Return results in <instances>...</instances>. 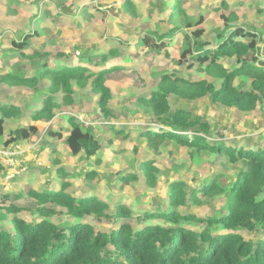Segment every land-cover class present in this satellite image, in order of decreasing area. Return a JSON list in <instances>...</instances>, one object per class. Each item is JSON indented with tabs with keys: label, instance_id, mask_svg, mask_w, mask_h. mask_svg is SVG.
<instances>
[{
	"label": "trees",
	"instance_id": "obj_1",
	"mask_svg": "<svg viewBox=\"0 0 264 264\" xmlns=\"http://www.w3.org/2000/svg\"><path fill=\"white\" fill-rule=\"evenodd\" d=\"M124 1L126 10L135 13L136 2ZM165 2L171 13L161 22L167 30L160 32L156 23L149 34L138 39L141 49L147 51L148 56L163 52L170 55L167 41H173L181 61L195 60L222 81L217 87L208 79L190 81L163 73L157 90L148 97H139L140 105L150 108L154 115L152 126L140 136L146 139L155 155L160 154L162 145L172 142L191 149L193 161H199V155H215L223 167L235 168L236 180L223 184L219 173L208 182L199 183L200 186H190L185 179H176L169 184L166 204L159 210H145L136 224L130 220L134 218L132 209L119 200L114 216L119 222L108 232L94 223L110 220V204L95 194L70 192L71 183L66 180L53 190L38 191L30 187L26 193L0 192V264H264V148L254 150L212 140L209 138L212 126L207 120L188 109L172 111L169 101L172 95L182 100L211 95L214 102L224 106L254 111L259 103H264V46H259L260 34L254 32L253 24V29H248L235 23L236 16L228 12L230 14H221L226 21L224 29L213 39L204 38L205 29L199 26L203 24V17L195 18L183 10L179 6L182 0H157L160 6ZM57 4L66 12L73 9L66 6L65 0H58ZM221 4L228 7L225 1ZM37 18L33 16L31 24ZM39 35L42 34L34 30L25 34L23 41L13 42L15 51L23 59L26 50H32V54L24 62V71L5 74L1 79L11 85L37 89L41 82H50L51 94L32 111V122L10 132L5 145L31 141L39 134L37 122L54 120L58 109L54 94L63 93L64 105H72L73 80L85 86L86 81L92 79L94 91L101 93L98 100L101 112L109 116L107 106L111 93L105 83L113 74H124V66L119 64L122 62L118 66L109 65L110 59L121 54L117 45H123V40L113 42L109 50L99 54L88 51L77 60L48 64L41 60L32 62L41 51L31 46V40L34 42V37ZM58 53L57 56L65 55ZM30 61L32 64L28 65ZM227 61L231 62L230 67L225 65ZM244 77L251 78L249 86L243 79L237 84V80ZM0 113L3 116L0 118L1 138L6 134L5 118L20 117L22 110L0 102ZM68 122L67 136L63 135L64 126L51 135L64 139L73 156L97 157L102 143L93 127H85L75 116H70ZM129 137L125 129L113 128L109 142ZM155 159V156L145 158L117 180L123 185L143 178L146 185L156 187L160 169ZM54 163L58 165L59 161ZM58 166L61 173L63 168ZM97 176L96 172H91L87 179L94 180ZM221 195L226 198L225 207L213 216L198 217L182 212L188 206L204 205ZM24 197L35 201L36 208L29 210L32 219L22 216L24 209L16 203ZM63 215L69 221L56 220ZM4 222H9L10 226L5 227ZM254 234L258 236L255 239L251 238Z\"/></svg>",
	"mask_w": 264,
	"mask_h": 264
},
{
	"label": "rangeland",
	"instance_id": "obj_2",
	"mask_svg": "<svg viewBox=\"0 0 264 264\" xmlns=\"http://www.w3.org/2000/svg\"><path fill=\"white\" fill-rule=\"evenodd\" d=\"M57 1L0 0V102L15 105L22 110L20 117L5 118L7 129L5 136L0 138V151L4 150L10 132L30 123L32 111L41 106L42 100L51 94L50 82H41L37 89L11 85L1 79L5 74L24 71V62L32 50H26L23 59L15 51L13 42L23 41L25 34L34 30L42 34L34 37V42L31 40V46L35 45L41 51L32 62L41 60L48 64L77 60L83 52L88 51L99 54L102 53L100 51L109 50L113 42L123 40V45H117L121 48V54L110 59L109 65L118 66L122 62L119 64L124 66V74H113L105 83L111 93L107 106L109 116H103L101 112L98 105L101 93L94 91L92 79L87 80L85 86L73 80L74 96L70 106L64 105L63 93L54 94L58 109L53 124L38 122V136L27 143H39L43 165L25 173L24 181H7L0 173V192L26 193L29 187L43 191L47 187H59L66 180L71 183L70 192L77 195L95 194L110 204V220L94 223L100 230L108 232L119 222L114 217L119 200L132 209L134 218L130 220L136 224L137 218H142L145 210H159L166 204L169 184L176 179H185L190 186H200L199 183H206L219 173L223 176V184L236 180L235 168L223 167L215 155H199V161H193L190 157L191 149L173 142L162 145L160 154L155 155L146 139L140 136L141 132L152 126L154 115L150 108L140 105L139 97H148L156 91L163 73L190 81L208 79L215 82L217 87L222 81L197 65L195 60L181 61L173 41H167L170 43V55L163 52L148 56V52L141 49L138 39L149 34L156 23L160 32L167 30L161 20L168 17V3L160 6L157 0H134L136 12L132 13L126 10L124 0H65L66 6H73L72 11L66 12L58 6ZM222 1L227 3V8L221 4ZM153 3L156 6L154 9ZM180 5L195 18L203 17V24L199 26L205 29L204 38L213 39L222 31L226 21L221 18V14L232 12L236 16L235 23L245 25L248 29H253L252 24L256 27L253 30L260 34L259 46H264V0H182ZM33 16L38 18L31 24ZM58 52L65 55L57 56ZM31 64L30 61L28 65ZM225 65L230 67L231 62L227 61ZM242 79L250 85V77L238 79L237 84L242 83ZM169 101L172 111L188 109L207 120L212 126L209 136L212 140L254 150L264 148L263 102L254 111L244 112L214 102L211 95L197 100H182L172 95ZM70 116H75L80 123V117L92 123L89 126L82 124L93 127L101 140L102 149L97 157L87 159L82 154L73 156L67 150L64 139L58 140L51 135V132H59L62 125L63 135L67 136ZM107 126L111 128L107 129ZM113 128L125 129L130 134L129 139L118 138L110 144V130ZM31 146L23 145L29 150ZM151 156L156 157L160 169L156 187L146 185L143 178L139 182L120 184L117 179L124 171ZM55 160L63 168L61 173L52 167ZM91 172L98 175L94 180L87 179V174ZM30 178L31 183L28 182ZM225 199L221 195L202 206H188L182 212L198 217L213 216L225 207ZM16 203L24 209L21 215L32 219L29 210L36 208L35 201L24 197L16 200ZM56 220L63 223L69 221V218L63 215L56 217ZM3 225L10 226L9 222ZM194 229L198 230V227ZM256 237L254 234L251 238Z\"/></svg>",
	"mask_w": 264,
	"mask_h": 264
},
{
	"label": "built area",
	"instance_id": "obj_3",
	"mask_svg": "<svg viewBox=\"0 0 264 264\" xmlns=\"http://www.w3.org/2000/svg\"><path fill=\"white\" fill-rule=\"evenodd\" d=\"M81 123L85 126L92 124L80 117ZM29 141H17L5 145L4 150L0 151V173L5 180H15L29 171L31 164L41 167L43 162L40 159L39 143L27 144ZM23 145H32L31 150Z\"/></svg>",
	"mask_w": 264,
	"mask_h": 264
},
{
	"label": "crops",
	"instance_id": "obj_4",
	"mask_svg": "<svg viewBox=\"0 0 264 264\" xmlns=\"http://www.w3.org/2000/svg\"><path fill=\"white\" fill-rule=\"evenodd\" d=\"M169 12H170V10H168V14H169ZM172 44H174L175 45V43L173 42ZM169 45H170V43H169ZM174 47H176V45L174 46ZM55 119V118H54ZM32 122V121H31ZM52 122V121H51ZM38 123V122H37ZM37 123H36V125H37ZM52 124H53V122H52ZM38 126V125H37ZM62 126V125H61ZM68 150V149H67ZM69 151V150H68ZM40 157H41V155H40ZM42 159V158H41ZM53 163V165L54 166H52V167H56L57 168V170H58V165H56L54 162H52ZM33 167H35V168H37V167H39V166H37V165H35V163H33V164H31V166L29 167V170L30 169H32ZM59 172V171H58ZM27 173V172H26ZM24 175H25V173H24ZM24 175H22V176H20L19 178H16L15 180H13L14 182L15 181H24L25 179H24ZM60 175V174H59ZM29 183H31L32 182V178H30V180L28 181ZM27 183V182H26ZM30 188V187H29ZM58 187H56V188H54V189H57ZM37 189V188H36ZM47 190V189H51V190H53L52 188H50V187H47V188H44L43 189V191L44 190ZM38 191L40 190V189H37Z\"/></svg>",
	"mask_w": 264,
	"mask_h": 264
}]
</instances>
